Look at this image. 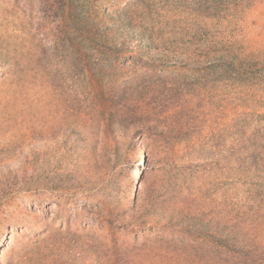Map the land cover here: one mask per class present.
I'll return each mask as SVG.
<instances>
[{"label":"rangeland","instance_id":"rangeland-1","mask_svg":"<svg viewBox=\"0 0 264 264\" xmlns=\"http://www.w3.org/2000/svg\"><path fill=\"white\" fill-rule=\"evenodd\" d=\"M188 203L264 249V0H0V264H213Z\"/></svg>","mask_w":264,"mask_h":264},{"label":"trees","instance_id":"trees-1","mask_svg":"<svg viewBox=\"0 0 264 264\" xmlns=\"http://www.w3.org/2000/svg\"><path fill=\"white\" fill-rule=\"evenodd\" d=\"M250 203L254 205L253 201H248L247 205ZM185 206L169 215L166 225L210 246L217 257L213 264H256L260 255H264L254 207L245 208L241 215L221 220L217 216L199 217L191 210V203ZM223 256L226 262L220 259Z\"/></svg>","mask_w":264,"mask_h":264},{"label":"bare ground","instance_id":"bare-ground-1","mask_svg":"<svg viewBox=\"0 0 264 264\" xmlns=\"http://www.w3.org/2000/svg\"><path fill=\"white\" fill-rule=\"evenodd\" d=\"M139 179L137 178V182H138V184H140V182L138 181Z\"/></svg>","mask_w":264,"mask_h":264}]
</instances>
